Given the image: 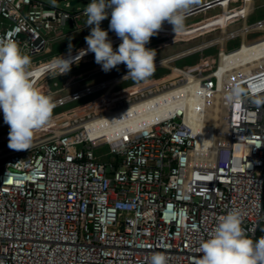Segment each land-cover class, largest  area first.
Segmentation results:
<instances>
[{
    "label": "built area",
    "instance_id": "2783aa9c",
    "mask_svg": "<svg viewBox=\"0 0 264 264\" xmlns=\"http://www.w3.org/2000/svg\"><path fill=\"white\" fill-rule=\"evenodd\" d=\"M64 4L70 7L68 0ZM85 8L0 0V39L18 43L30 57L44 54L67 28L84 27ZM192 8L187 17L214 9L221 20L226 16L220 27L224 41L215 42L218 37L198 45L204 50L219 44L209 72L201 61L191 77L182 74L172 84L113 108L102 99L100 113L39 129L44 136H34L28 149H0V264H150L156 253L167 254L169 264H196L200 244L219 217L233 210L242 213L248 235L264 236V103L256 102L264 99V64L250 70L241 62L220 65L244 44L264 40L245 41L248 32L264 31V19L247 22L252 0H203ZM231 20L242 25L229 31ZM170 29L159 33L175 34ZM239 36V45L226 49ZM195 47L170 57L187 56L198 51ZM123 75L127 73L118 76ZM118 76L55 98V107L102 89L110 94L131 78L103 85ZM184 83V96L190 93L208 104L217 99L207 107L216 118L206 121L218 124L205 130L216 134L217 143L200 156L184 113L174 112L110 142L95 137L101 123L86 124L108 110ZM101 146L108 148L109 158L96 153Z\"/></svg>",
    "mask_w": 264,
    "mask_h": 264
},
{
    "label": "clouds",
    "instance_id": "9594fccd",
    "mask_svg": "<svg viewBox=\"0 0 264 264\" xmlns=\"http://www.w3.org/2000/svg\"><path fill=\"white\" fill-rule=\"evenodd\" d=\"M199 0H90L85 8L86 49L75 56L60 55L47 65L32 68V59L21 46L11 40L0 39V111L9 126L8 147L25 150L32 144L36 130L51 119L55 103L50 94L37 87L33 79L36 71L54 72L59 76L71 71L88 52L95 54V62L105 72L126 65L135 81L151 77L156 69L157 52L149 48L151 38L158 35L165 21L174 32L185 28L188 11ZM111 17L108 29L101 22ZM114 32L121 40L118 47L109 38ZM72 48V45H69ZM264 103V99L256 101ZM196 264H264V236L254 239L242 227V213L233 210L219 217V222L199 247ZM150 264H169L165 253L153 254Z\"/></svg>",
    "mask_w": 264,
    "mask_h": 264
},
{
    "label": "rangeland",
    "instance_id": "374dc122",
    "mask_svg": "<svg viewBox=\"0 0 264 264\" xmlns=\"http://www.w3.org/2000/svg\"><path fill=\"white\" fill-rule=\"evenodd\" d=\"M48 3L55 5L57 7L75 10L78 7H87L90 0H80L75 6L67 7L64 2L52 3L49 0H46ZM264 0H257L255 11L248 18L249 23L254 22L255 20L264 17ZM234 10V7L230 8V12ZM220 12L217 13L216 9L210 10L207 14L198 13L186 18L185 28L178 34H163L158 33L151 38L149 48L156 49L157 56L156 62L172 56L166 52V49L174 47L175 50H178L173 53H180L189 48L203 44L210 39H215L220 37V27L221 19ZM109 22H103L101 27L108 29ZM172 24H167L162 26V29L159 32H169ZM242 25L241 21L231 20L228 24V30H233L239 28ZM91 29H86L75 34H71L62 39L55 40L51 42L47 52L41 55L31 57L32 59V68L47 64L51 62L54 58L64 55L75 54L81 49H86L87 44L85 42V37L89 35ZM173 32V31H172ZM117 37L114 32H109V38L112 39ZM264 37V31L262 30H253L247 33L245 37L246 42H251L256 39ZM241 37L229 40L226 44V49H231L237 47L240 43ZM183 44L182 43H185ZM189 42V43H187ZM264 40L259 43L247 45L246 51L248 52L251 47L263 43ZM121 43V42H119ZM119 43L113 45L114 48L118 47ZM72 45V48H69V45ZM185 46V47H183ZM258 47V46H257ZM260 47V45H259ZM181 49V50H179ZM219 49V44H215L204 50H198L192 55L179 60H173L170 65L171 67L166 66H157L154 74L143 81H135L132 78H129L119 85H117L110 94H108V106L115 107L119 103H123L132 98L144 95L148 90L158 87L165 86L167 84H172L173 82L182 78V74L179 73L175 68L184 69V71H190L191 73H198L200 69V62L202 61V69L205 72H209L217 62V51ZM260 48L259 50H263ZM228 60L224 61L225 64H230L233 61L238 60L239 49L229 55ZM182 71V70H181ZM128 73L126 65L120 64L118 67L112 69L109 72L102 70L101 65L95 62V54L89 53L84 55L80 62L73 64L71 71L67 74L58 75L54 72H44L37 79H35L37 87L42 89L45 93L50 94L52 99L65 96L71 92L84 88L86 86L102 82L112 77ZM106 89L97 91L94 94L85 96L80 100L67 103L63 106L54 107L50 121L44 127H58L62 123L71 119H86L92 114H97L103 111L102 108V99L104 100ZM105 93V94H104ZM104 94V95H103ZM106 99V101H107ZM156 102L153 103V105ZM141 109V108H140ZM140 109H131L128 110L118 118L128 117L129 115L135 114ZM4 122L3 113L0 111V124ZM9 126L7 124L0 126V149H5L9 143ZM44 134L40 130H36L34 136ZM108 148L106 146H101L96 149V153L102 155L105 158ZM108 157V156H106ZM110 157V156H109ZM108 157V158H109ZM103 158V159H104ZM3 159H0V169L3 164Z\"/></svg>",
    "mask_w": 264,
    "mask_h": 264
},
{
    "label": "bare ground",
    "instance_id": "6f19581e",
    "mask_svg": "<svg viewBox=\"0 0 264 264\" xmlns=\"http://www.w3.org/2000/svg\"><path fill=\"white\" fill-rule=\"evenodd\" d=\"M166 23L168 22L165 21L164 24ZM223 36H222V39L220 38L219 40L222 41L223 39H225V35ZM112 40L114 44L121 42V40L118 37H114L112 38ZM247 45H251V44H247ZM200 48L201 46H197L194 48V50H198ZM260 48H264V42L251 47V49L248 52L246 51V44H244L243 47L239 49V56L236 62H241L244 69L246 70H250L251 68L264 64V49L259 50ZM77 53L72 54V56H75ZM89 53H92V52H88L87 54ZM228 57L230 56L228 55ZM175 58L176 57L173 56L171 58L158 61L156 62V66L168 65V62ZM47 64H44V65H47ZM230 64H225L224 61H222V64L220 65L223 68L224 66H228ZM44 65H41V66H44ZM41 66L35 67L34 69H38ZM43 73L44 72L36 71L33 79L34 80L37 79ZM180 73L183 75L185 74V76H188V77H191V74H192L190 72H186L183 70ZM124 77L126 78V75L118 76L117 78L109 82H104L103 85L109 84L110 86H112L113 84H115L117 81H119L120 79ZM186 87H187L186 83L175 85L174 87L163 90L159 92L158 94H152V95L137 99L118 109L108 110L106 113L101 114L94 119L87 120L86 124L91 126L92 124L94 125L96 123H101L102 130L100 131V134L95 137H103L104 141L110 142V141H113L119 138L120 136L125 135V133H129L130 131L134 129H138L142 126L149 125L153 122L163 120L166 117L173 114L174 112L184 113L185 123L190 126V128L193 130V132L197 136L196 150H197L198 156H200V154L205 153V151H207L211 146L215 147L217 143L215 141L216 134L211 135L209 131L205 132V130H207L212 124H213V127L215 124H218V123H215V121L213 120H210L209 123L206 121L208 117L216 118L215 111L208 112L207 107L211 105L212 103L215 104L217 102V99H213V101H210L209 103L211 104H208L206 99H205V102L202 103V99H203L202 97H197V96L194 97L190 93L184 96L187 91ZM107 93L109 92H106L103 102H106V99L108 96ZM154 102L156 103L153 105ZM131 109H140V110L137 111L135 114L129 115L128 117L117 119V117L122 115V113L128 110H131ZM4 124L5 123L3 122L0 124V126ZM208 160L212 163V161L214 160V157L212 156Z\"/></svg>",
    "mask_w": 264,
    "mask_h": 264
},
{
    "label": "crops",
    "instance_id": "0c3cea01",
    "mask_svg": "<svg viewBox=\"0 0 264 264\" xmlns=\"http://www.w3.org/2000/svg\"><path fill=\"white\" fill-rule=\"evenodd\" d=\"M203 0H199V2L198 3H200V2H202ZM253 1V4H254V10H253V12L255 11V8L257 7V5H256V1L257 0H252ZM197 3V4H198ZM264 4V3H263ZM196 5V4H195ZM253 12L251 13V14H253ZM225 14L227 15L228 13L227 12H225ZM251 14L248 16V18L251 16ZM225 18H226V16L224 17V19H222L221 20V22L224 24L225 23ZM87 19V18H86ZM86 19H83V20H81L82 22H83V25H84V27L83 28H80V29H68L67 28V33L65 34V35H63L62 37H60V38H58V39H55V40H59V39H62V38H64V37H66V36H69V35H71V34H75V33H77V32H81V31H84V30H86V29H91V27H86ZM110 19L111 18H109V19H107V20H105V21H102L101 22V24L104 22H108V21H110ZM261 19H264V17H262V18H259V19H257V20H255L254 22H256V21H258V20H261ZM247 22L249 23V21L247 20ZM254 22H252V23H254ZM242 23V22H241ZM167 24H169V23H166V24H164V25H167ZM163 25V26H164ZM68 27V26H67ZM247 35V34H246ZM115 37V36H114ZM224 37V36H223ZM246 37V36H245ZM113 38V37H112ZM221 39H222V36L220 37ZM220 38H218V39H216L215 40V42H217V41H221V40H219ZM54 40V41H55ZM224 41V39L221 41V42H223ZM53 42V41H52ZM187 43H189V42H187ZM183 44H186V42L185 43H182V45ZM183 47H185V46H183ZM204 46L202 45L201 46V48L200 49H202ZM186 48V47H185ZM179 50H181V49H179ZM199 50V49H198ZM176 51H178V50H175L174 49V47H170V48H168V49H166V52L167 53H169V54H172L173 55V53L174 52H176ZM177 54V53H176ZM195 54V53H194ZM190 55H192V54H189V55H187V56H183L181 59H183V58H186V57H188V56H190ZM167 58H171V57H167ZM167 58H164V59H167ZM161 60H163V59H161ZM161 60H159V61H161ZM173 60H175V59H172L171 61H169L168 62V65H160V66H166V67H171V65H170V63L173 61ZM177 60V59H176ZM179 60H180V58H179ZM158 62V61H157ZM225 63V62H224ZM157 67V66H156ZM176 69V68H175ZM177 70V69H176ZM179 70V69H178ZM181 70H183L184 71V69H181ZM186 72H190V71H187L186 70ZM191 73V72H190ZM109 94V93H108ZM108 97V96H107Z\"/></svg>",
    "mask_w": 264,
    "mask_h": 264
},
{
    "label": "water",
    "instance_id": "95a60500",
    "mask_svg": "<svg viewBox=\"0 0 264 264\" xmlns=\"http://www.w3.org/2000/svg\"><path fill=\"white\" fill-rule=\"evenodd\" d=\"M49 1L55 4L60 3V2L65 3V0H49ZM68 1H69L70 6H75L80 0H68Z\"/></svg>",
    "mask_w": 264,
    "mask_h": 264
},
{
    "label": "flooded vegetation",
    "instance_id": "af4514ba",
    "mask_svg": "<svg viewBox=\"0 0 264 264\" xmlns=\"http://www.w3.org/2000/svg\"><path fill=\"white\" fill-rule=\"evenodd\" d=\"M119 43V42H118ZM117 44V43H116ZM113 45H115V44H113Z\"/></svg>",
    "mask_w": 264,
    "mask_h": 264
},
{
    "label": "trees",
    "instance_id": "16d2710c",
    "mask_svg": "<svg viewBox=\"0 0 264 264\" xmlns=\"http://www.w3.org/2000/svg\"><path fill=\"white\" fill-rule=\"evenodd\" d=\"M255 239H257V238H255Z\"/></svg>",
    "mask_w": 264,
    "mask_h": 264
}]
</instances>
